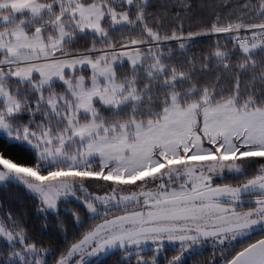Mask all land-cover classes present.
I'll use <instances>...</instances> for the list:
<instances>
[{
  "label": "snow or ice",
  "instance_id": "1",
  "mask_svg": "<svg viewBox=\"0 0 264 264\" xmlns=\"http://www.w3.org/2000/svg\"><path fill=\"white\" fill-rule=\"evenodd\" d=\"M11 187L0 264H264V0H0Z\"/></svg>",
  "mask_w": 264,
  "mask_h": 264
},
{
  "label": "trees",
  "instance_id": "2",
  "mask_svg": "<svg viewBox=\"0 0 264 264\" xmlns=\"http://www.w3.org/2000/svg\"><path fill=\"white\" fill-rule=\"evenodd\" d=\"M192 3L195 5H199L201 3V0H192ZM199 11V8L196 9ZM29 198L26 196V193L22 189H17L15 187H11L8 189L0 188V204H11L13 206H21L25 204H30ZM54 246V245H53ZM210 249L208 252L205 253L204 257H197V260H202L205 258H208L210 256ZM118 253H114L108 257H114ZM107 257V258H108ZM104 261V264H117L118 258H112L111 260Z\"/></svg>",
  "mask_w": 264,
  "mask_h": 264
},
{
  "label": "flooded vegetation",
  "instance_id": "3",
  "mask_svg": "<svg viewBox=\"0 0 264 264\" xmlns=\"http://www.w3.org/2000/svg\"><path fill=\"white\" fill-rule=\"evenodd\" d=\"M119 257H120V254L118 253L116 256H114V257H108L107 259L108 260H111L112 258H118V261H119Z\"/></svg>",
  "mask_w": 264,
  "mask_h": 264
}]
</instances>
